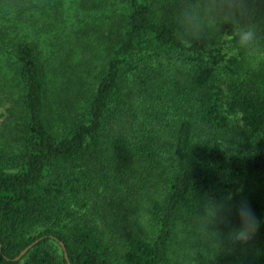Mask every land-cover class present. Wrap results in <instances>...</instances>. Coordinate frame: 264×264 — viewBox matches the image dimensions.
<instances>
[{"label": "trees", "instance_id": "trees-1", "mask_svg": "<svg viewBox=\"0 0 264 264\" xmlns=\"http://www.w3.org/2000/svg\"><path fill=\"white\" fill-rule=\"evenodd\" d=\"M69 2L0 0V264H264V0Z\"/></svg>", "mask_w": 264, "mask_h": 264}, {"label": "clouds", "instance_id": "clouds-1", "mask_svg": "<svg viewBox=\"0 0 264 264\" xmlns=\"http://www.w3.org/2000/svg\"><path fill=\"white\" fill-rule=\"evenodd\" d=\"M235 36L238 37V44L242 48L251 47L254 44V41L256 39L255 32L249 28V29H239L236 31ZM232 37H229L231 39ZM235 117L238 121L242 123L243 120V113L237 112L235 114ZM241 241H246L248 239V236L245 231H241L237 237Z\"/></svg>", "mask_w": 264, "mask_h": 264}, {"label": "water", "instance_id": "water-1", "mask_svg": "<svg viewBox=\"0 0 264 264\" xmlns=\"http://www.w3.org/2000/svg\"><path fill=\"white\" fill-rule=\"evenodd\" d=\"M38 240H36L35 242H33L32 244L28 245L26 248H24L20 253L19 255L15 258V260H18L21 258V256H23L27 250L37 242ZM60 246H61V249L63 250L64 252V256H65V259L67 260L68 264H71L69 261H68V257H67V253H66V250H65V247H64V244L62 242H59Z\"/></svg>", "mask_w": 264, "mask_h": 264}, {"label": "rangeland", "instance_id": "rangeland-1", "mask_svg": "<svg viewBox=\"0 0 264 264\" xmlns=\"http://www.w3.org/2000/svg\"><path fill=\"white\" fill-rule=\"evenodd\" d=\"M69 4H70L69 0H65V3H64V5H63V6H64L65 8H67V7H69ZM70 13H72V10H71V12H70ZM234 121L236 122V121H237V119L235 118V119H234Z\"/></svg>", "mask_w": 264, "mask_h": 264}]
</instances>
